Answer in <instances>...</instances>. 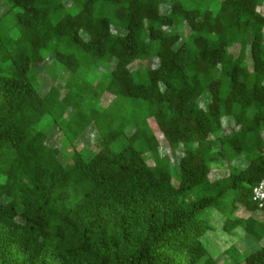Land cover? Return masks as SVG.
Listing matches in <instances>:
<instances>
[{"label":"trees","instance_id":"obj_1","mask_svg":"<svg viewBox=\"0 0 264 264\" xmlns=\"http://www.w3.org/2000/svg\"><path fill=\"white\" fill-rule=\"evenodd\" d=\"M5 1L6 11L19 8V46L6 59L12 73L0 68V264H220L201 241L213 227L200 214L223 201L228 214L238 206L251 214L235 226L264 238V219L253 217L264 209L251 201L264 178V0ZM48 55L69 73L65 96L55 85L39 92L33 65ZM136 62L143 68L134 72ZM96 76L118 127L88 160L74 150L62 164L63 151L46 141L58 128L70 146L92 123L73 80ZM138 102L167 151L181 152L178 186L151 130L135 112L121 116ZM69 110L62 130L57 116ZM46 115L49 130H37ZM122 137L126 145L113 149ZM213 165L225 174L212 179ZM226 254L232 264H264V246Z\"/></svg>","mask_w":264,"mask_h":264},{"label":"rangeland","instance_id":"obj_2","mask_svg":"<svg viewBox=\"0 0 264 264\" xmlns=\"http://www.w3.org/2000/svg\"><path fill=\"white\" fill-rule=\"evenodd\" d=\"M8 4L5 0H0V17L3 16L2 21L0 23V35L3 37L4 41L1 44L0 41V50L4 47L6 48V52L0 53V68L5 73H12V68L10 66V60H6L10 55H13L17 51L18 43L14 42V39L18 37L19 30L16 25V13L19 11V8H11L6 11V7ZM216 4H211L214 7ZM163 12L166 11L164 7L161 8ZM189 29L186 26L180 28V34L182 36L188 34ZM49 56V55H48ZM46 57L45 62L36 66L33 65V69L38 76L37 83H40V94L41 96L45 95L49 88L52 85H55L59 90V95H64L70 89L69 87H65V84L68 80L69 73L66 69H61L58 65L54 66L52 64L53 58L52 56ZM251 64L250 61H248ZM157 64L154 58H151L148 62V66L150 68L155 67ZM54 66V67H53ZM131 69L135 72L143 68V64L140 62H136L132 64ZM96 73V72H95ZM49 74V75H48ZM49 76H56V81L53 83ZM103 84L107 82L103 79ZM100 79L96 76L93 79L91 77H82V78H74L73 83L76 82L77 86L81 89V106L79 110L82 115L86 119H92V123L88 126L86 130L80 135V137L72 142V145H68L66 138L61 130L58 128H54L52 132L49 134L47 143L53 147L58 148L63 151V156L59 155V160L62 164L72 163L73 160V152L76 150L84 160H88L92 157L100 148L99 138L106 134L109 129L117 128V123L112 122V118L110 117L109 112L113 113L114 105H110L112 101V97L109 95H102V99H99V95L102 91L99 85ZM72 85V83H70ZM74 84V86L76 85ZM100 86V85H99ZM71 95H74V89L71 91ZM115 100H121V98H116ZM113 102V101H112ZM205 101H200V105H205ZM94 110V111H93ZM106 112V114L104 113ZM135 112L137 115V122L140 125L147 126L155 138L157 139L160 145V155L161 156H169L170 158V169H171V178L174 186H178L179 184V169L177 167L179 157L181 152L169 153L166 149L165 139L163 138L161 132L158 130L153 118H148L147 116V108L145 103L138 102L135 106L126 105L124 110L121 111V116H130V113ZM72 114V110L66 111L63 117L57 116L60 119L66 117V122L70 119ZM51 115H46L42 122L37 125V130L48 131L51 125ZM133 120H135L133 118ZM64 119L61 121V129H66L64 127ZM225 130H228L230 123H228L227 119L224 120ZM126 137L130 136L132 131L135 130V127H127L126 129ZM127 140L125 138L119 139L112 146L113 149L119 150L124 145H126ZM145 160L148 165L153 166V160L149 154L145 155ZM241 162H237L236 165L241 166ZM213 173L211 174V178L221 177L225 174V169L220 166L213 165ZM230 203H226L223 201L220 208H209L201 212L200 216L206 220V222L212 225L213 229L207 231L202 237L201 241L206 248L208 254L216 259L220 264H232V258L226 254V250L231 247H234L236 256L242 258V256L247 255L256 251L257 249L264 246V238L260 242H256L250 237H248L243 231L242 226H235L234 217H239L242 219H246L251 216L250 212L242 210L240 206L237 207L234 214H228V209L230 207ZM230 217L228 227L224 228L225 219ZM254 218L259 220H263L264 217L262 214H254Z\"/></svg>","mask_w":264,"mask_h":264},{"label":"built area","instance_id":"obj_3","mask_svg":"<svg viewBox=\"0 0 264 264\" xmlns=\"http://www.w3.org/2000/svg\"><path fill=\"white\" fill-rule=\"evenodd\" d=\"M251 201L259 210L264 209V178L253 187Z\"/></svg>","mask_w":264,"mask_h":264}]
</instances>
